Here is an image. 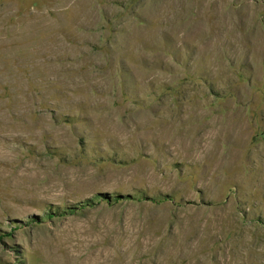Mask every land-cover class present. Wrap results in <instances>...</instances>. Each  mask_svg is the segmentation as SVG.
I'll list each match as a JSON object with an SVG mask.
<instances>
[{
  "label": "rangeland",
  "instance_id": "rangeland-1",
  "mask_svg": "<svg viewBox=\"0 0 264 264\" xmlns=\"http://www.w3.org/2000/svg\"><path fill=\"white\" fill-rule=\"evenodd\" d=\"M0 264H264V0H0Z\"/></svg>",
  "mask_w": 264,
  "mask_h": 264
}]
</instances>
